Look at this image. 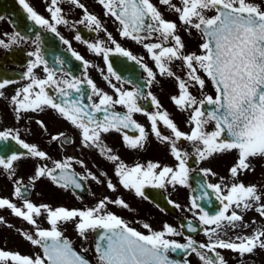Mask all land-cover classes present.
<instances>
[{"label": "snow or ice", "instance_id": "6c2138e0", "mask_svg": "<svg viewBox=\"0 0 264 264\" xmlns=\"http://www.w3.org/2000/svg\"><path fill=\"white\" fill-rule=\"evenodd\" d=\"M70 3L77 8H83L79 0H51L50 6L46 9L51 14L54 24H66L67 21L61 16V3ZM161 5L167 6L168 10L175 12L185 31L191 35V30L200 33L203 43L200 45L202 55L196 53H184L185 45L181 37L177 34V25L174 22L166 21L157 8L150 3V0H98L106 10V15H112L122 25L120 35L140 43L144 39L152 38L156 35L159 43L144 44L145 49L150 54V58L155 62L161 75L175 78L178 81L180 91L179 97H172L173 103L181 111L191 110L188 123L193 125L190 134L181 132L177 126L169 119L167 112H156L147 116L151 122L152 132L162 142L170 145L171 155L178 161L175 169L172 167L161 168L159 164L149 162L147 167L136 164L129 168L124 163L116 164L115 175L119 178L120 184L125 189H134L137 197H143L142 189L146 186L153 188H165L166 185H186L190 169L187 167L188 153L182 152L178 147V142L187 141L193 146V154L197 157V162L208 160L214 154H223L235 150L238 154L236 163L230 168L229 175L235 179L240 172L253 171L250 165V158H264V10L259 5L249 3L248 0H179L180 6L174 5L171 0H159ZM18 3L27 13V18L41 28L55 32L56 29L49 20L44 19L26 2L18 0ZM214 11L215 16L208 17L206 12ZM87 22L94 25L96 29L101 28L100 21L85 10L84 19L81 23ZM145 33V35H140ZM109 40L115 44L111 36ZM26 38L19 32L5 39H0V48L9 49L12 45H17ZM80 40V37H76ZM39 35L36 36L37 51L27 53L35 56L27 66L24 78L31 83L22 89H18L12 97V104L17 114L20 112H36L43 110L44 106L54 109L65 120L69 121L75 128L80 130L82 144L84 147H94L100 149L101 153H108L107 159L118 161L116 155H111V149L106 148L101 141V133L110 130L120 131L121 128H128L130 125L138 129L139 137L133 139L124 136L125 145L129 148H143L146 140V133L143 127L132 120L134 112H141L137 105L138 99H146L139 85L133 91H123L116 89L118 99L113 100L100 92L91 80L87 83L92 89V93L100 97V102L91 106L89 110L81 105L79 98L69 99V93L65 88H57L62 97L59 103L53 101L45 92L46 86L53 84H64L68 89L80 92L79 81H56L53 79L54 71L47 67L46 61L39 51ZM65 44L68 41H63ZM101 42L89 44L88 48L97 55L103 53L105 63H108L110 49L100 46ZM171 43L172 46H164ZM158 50V51H157ZM115 53L135 61L147 73L148 83L151 84L155 77L153 72L141 63V59L133 56L116 44ZM77 60L82 58L75 52L72 53ZM174 61H181L186 70V79H181L171 70L169 65ZM44 64L46 79H38L33 74V70ZM88 66L87 64L85 65ZM108 71L117 80L121 78L113 72L111 65ZM205 77L212 82L215 89V98L205 95L197 100L189 91L194 86H199L201 92L205 88ZM131 83V81H128ZM15 81H0V89ZM34 89H39L34 92ZM3 96V92H0ZM23 97L20 99V97ZM34 98H30L33 97ZM151 96V93H149ZM152 104L160 109L155 97H151ZM91 100V96H89ZM122 105L127 111L121 115L109 111L113 105ZM211 106L206 110L204 106ZM105 113L102 119L96 117V113ZM157 121L171 130L172 137L161 134L157 128ZM37 123H40L37 121ZM214 123L213 131L208 132L206 128ZM41 127L43 125L41 124ZM63 137L65 144L72 141L60 133L53 136L52 140H60ZM174 137V138H173ZM14 141L26 153H17L0 144V168L8 172L9 178L15 175L14 162L19 161L24 156L46 160L47 156L43 151H39L35 145H30L19 138L11 130L0 132V142ZM12 154L8 155L7 152ZM69 162L56 163L54 169H47L37 166L32 182L47 175L54 183L60 187L72 186L80 188L81 185L69 177L65 172ZM55 169L61 170L58 178L53 175ZM156 169H160L156 172ZM204 175H214L209 169L201 170ZM103 175V173L101 174ZM85 177H81L84 179ZM92 179H96L94 176ZM223 180V178H221ZM62 181V183L60 182ZM99 182V181H98ZM14 195L23 199V209L9 202L8 199L0 198V209H11L16 217L22 218L29 225H36V217H41L46 213L47 222L51 226L50 230L39 229L35 231V238L32 234L21 233L23 238L33 246H38L43 256L36 257L23 256L18 253H10L0 250V264H90L84 256L78 254L71 242L63 236L59 230L61 223L76 222V231L84 241H87V234H96L95 252L97 264H178L169 258L170 252L180 251L187 253L189 250L195 253L202 264H225L222 256L216 249H227L239 254L241 261L246 254H253L259 248L264 250V225L253 231L251 236H237L236 241H225L219 239L222 230L231 229L235 231L239 224L243 223V216L239 215L235 209L247 211L256 205L255 211L264 219V204L261 203V195L258 194L256 186H245L242 183H234L228 189L227 195H221V184H207L216 195V199L222 207L214 215L200 209L198 216L204 228V234L209 236L210 242L197 245L190 238H186V243H177L166 237L182 235L180 231L168 224L163 225L162 231H152L148 224L143 227L150 234L144 235L128 226L124 220L111 212L106 211V205L114 203L117 206L127 209L129 206L117 198L114 201L107 197L102 199L94 208L86 210H67L63 207L52 210L48 205L35 206L26 199L27 186H23L20 181L15 182ZM111 191L115 188L111 181L107 183ZM207 193L197 199H204ZM226 201V203H225ZM169 203H172L169 201ZM235 209L229 213L230 208ZM179 207L178 205H175ZM192 208L199 206L192 201ZM195 215V213H194ZM78 218V222H77ZM3 220L0 218V223ZM255 223V221H252ZM245 228L247 224H243ZM189 232L197 229L188 222ZM212 237H217L215 240ZM206 250V251H200ZM82 252H87V248H82ZM206 253H211L207 255ZM183 264H188L185 259Z\"/></svg>", "mask_w": 264, "mask_h": 264}, {"label": "flooded vegetation", "instance_id": "af4514ba", "mask_svg": "<svg viewBox=\"0 0 264 264\" xmlns=\"http://www.w3.org/2000/svg\"><path fill=\"white\" fill-rule=\"evenodd\" d=\"M26 2L44 19L49 20L54 25L56 31L51 32L45 28H41L33 21L27 18V13L24 12L18 0H0V39H5L12 36L14 33L19 32L26 39L19 42L17 45H12L9 49L0 48V81L10 80L15 81L7 85L4 89H0L3 92V96H0V132L11 130L17 134L24 142L35 145L39 151H43L47 159L40 160L39 158H33L24 156L19 161L14 162L15 175L9 178V173L3 168H0V198L8 199L10 203L23 209V199L14 195L15 188L18 186L15 182L20 181V185L23 191V186L31 185V195L26 199L33 203L35 206L48 205L52 210L63 207L67 210H86L94 208L102 199L107 197L104 193H99V182L104 186H107L109 181L113 182L115 178L119 181V178L113 173L104 170V163H109L111 169L114 165V161L107 159L108 153H101L100 149L94 147H84L81 140L80 130L75 128L69 121L65 120L54 109L44 106L43 110L36 112H20L17 114L12 104V97L15 96L18 89H22L27 86L31 81L24 78V73L27 71L28 64L35 59V56H29L27 53L37 51L36 36L39 35V51L46 61L47 67L54 71L53 79L56 81H79L78 87L80 92H76L74 89H68L64 84H53L52 86H46L45 92L50 96L54 102L59 103L62 99L57 88H65L69 93V99L79 98L81 105L86 106L91 110V106L100 102V97L92 93L91 87L87 81L91 80L96 88L113 98L118 99L116 89L123 91H133L137 85H139L144 97L146 99H138L137 105L142 109L141 112H134L132 114V120L136 124L143 127L146 133V140L143 148L132 149L125 145L124 136L130 138H137L140 135L138 129H135L136 134L130 135L129 130L126 133V128H121L120 131L110 130L107 133H101V141L103 145L111 149V155H116L119 160L126 165V162L130 164V160L133 156L137 155V158H142V154H146V145L150 146L152 155L154 158V164L162 163L163 152L160 150L162 142L152 132L151 122L147 116L143 113L147 112L149 115L158 111L167 112L169 119L177 126V128L186 134H190L193 125L188 123L191 115V110L181 111L172 101V97H179L180 91L178 88V81L175 78L161 75L159 69L156 67L155 62L150 58V54L144 47V44L159 43L156 35L153 34L152 38L144 39L140 43L127 37H122L120 31L122 25L112 15H106V10L103 5L98 3V0H79V3L83 5V8H77L70 3H61L58 6L61 8V16L67 21L66 24H54L51 18L50 12L46 9L50 6L51 0H26ZM171 2L180 6L179 0H171ZM250 3L256 4L258 0H249ZM157 10L162 14V18L169 22H174L177 25V34L181 37L185 48V55L189 53H196L202 55L200 45L203 43L200 33L195 30H191V35L185 31V26L181 24L178 19V15L168 10L167 6L161 5L159 0H150ZM261 9H264V4L259 5ZM85 10L88 14L95 16L101 24L100 29H96L94 25H89L86 21L81 23L84 19ZM18 18L15 21H19L20 26L14 25L10 18V14ZM206 16H211L214 11H208ZM13 17V16H12ZM145 35V33L140 34ZM79 36L80 40L76 37ZM111 36L115 44L109 40ZM68 41L65 44L63 41ZM101 42L100 46L110 49L108 63H105L103 53L97 55L95 52L88 48L89 44H96ZM116 44L121 48L130 52L133 56L141 59V63L147 66L153 74L154 81L149 84L147 73L137 64L135 61L128 60L126 57L120 56L115 53ZM164 46H172L171 43ZM158 51V50H157ZM73 52L79 55L82 59L77 60L73 56ZM88 65L87 67L85 65ZM111 65L113 72L116 73L121 79L117 80L108 71V65ZM44 64L39 65L33 70V74L38 79H46L47 73L44 72ZM171 70L176 76L181 79H186V70L183 68L181 61H174L169 65ZM117 69V70H116ZM200 75L205 79V88L203 92L199 89V86H194L189 91L196 97L197 100L203 98V96H215V89L212 82L201 72ZM128 81H131L129 83ZM34 92H38L39 89H34ZM151 93V96H149ZM91 96V100H89ZM151 97H155L156 101L160 105V109H157L152 104ZM23 97L21 96L20 99ZM30 98H34L30 97ZM111 112L118 114H125L127 109L122 105H113ZM105 113L100 112L99 116L103 118ZM39 121L40 123H37ZM41 124L43 127H41ZM157 128L163 136L172 137L171 130L168 129L163 122L157 121ZM214 130V125L209 124L206 131L211 132ZM63 133L65 137L70 139L72 143L65 144L63 137L60 140H52L53 136H59ZM174 138V137H173ZM181 143V144H180ZM8 149L19 153H26L25 149L18 151L19 146L14 141L0 142ZM127 147V152H126ZM178 147L182 152L188 153L187 167L190 169L188 173V180L186 185H166L162 188L163 192L170 198L172 205L174 206L176 213H171L160 207H157L151 201L147 200V205L151 209H155L154 216L159 214V217L165 221V223H174L173 228L181 232L178 227L179 216H184L198 222V216L201 214L199 208H192V182L200 185L204 183L208 184H221V195H227V189L230 187L229 179L232 177H226V160L227 156L232 158L234 155L231 152L223 154H214L208 160L197 162V157L193 154V146L190 142L181 141L178 142ZM235 151V150H234ZM236 152V151H235ZM237 153V152H236ZM8 155L12 152L8 151ZM69 162V166L64 169L65 173L69 177H73L77 181L76 177H85L84 180L87 184V191L85 194H78L74 192L70 187L62 188L58 183H54L47 175L32 182L30 178L34 177L37 166H42L47 169H54L56 163ZM132 162H134L132 160ZM178 161L173 157L170 161V167L176 168ZM202 169H209L214 175H204ZM160 169H156L159 172ZM103 173V175H101ZM96 179H92V177ZM223 178V180L221 179ZM99 181V182H98ZM103 192V190L100 188ZM34 196V198H33ZM44 197L43 200H39V197ZM109 200L114 201L113 198L107 197ZM122 201L126 203V189L123 187ZM178 205L179 207H176ZM134 209H138V215L143 220H153L147 215H141L140 209H144L145 206L138 204L134 205ZM106 211L117 214V217L126 220L127 224H135L140 219L138 217L129 218L126 214V209L123 207H116L114 203L106 205ZM195 213V215H194ZM0 218L3 222L0 223V237H3L0 242H6L9 247H0V250L18 253L23 256L36 257L37 255L43 256L42 250L38 246H33L29 241L25 240L21 233H28L34 236L37 226L39 229L50 230V225L47 222L46 213L41 217H36V225H29L20 217L13 215L11 209H0ZM78 222V218H77ZM76 222L61 223L59 230L63 233V236L68 239L75 251H80L82 254L96 258V252L93 246L92 232L87 234V241L81 239L76 231ZM206 227V226H205ZM204 227V228H205ZM142 230L138 228V230ZM146 234L148 232L142 230ZM182 233V232H181ZM35 238V236H34ZM187 237L183 234L179 236H173L176 241H183ZM191 238L200 241L202 244L207 245L206 236L204 230L197 232L191 236ZM206 242V243H205ZM82 248H87V252H82ZM206 251V250H200ZM216 252L224 258L225 261L228 257L222 249H216ZM211 255V253L209 254ZM186 260L188 264H202L195 253L190 252Z\"/></svg>", "mask_w": 264, "mask_h": 264}, {"label": "rangeland", "instance_id": "374dc122", "mask_svg": "<svg viewBox=\"0 0 264 264\" xmlns=\"http://www.w3.org/2000/svg\"><path fill=\"white\" fill-rule=\"evenodd\" d=\"M146 149V154H142V160L141 161H147L148 163L151 162L153 163V155H152V151L153 149L150 148V146H147L145 147ZM160 150L161 152H163V154L165 156H162V158H166L168 156H171V152H170V147H166V144H162L160 146ZM236 152L234 151H231V154L234 155L236 158V160L234 161L233 158L232 160H229L227 159V165H226V175L227 176H230L229 175V170L230 168L236 163L238 157L237 155H235ZM168 154V156H167ZM169 158V157H168ZM133 161H137V155L133 156L132 159H131V162ZM250 165L251 167L254 169L253 171H245V172H240L237 176V178L235 179H232L230 180V182H232V184L234 183H242L244 184L245 186H256L257 190H258V194L261 195L262 199H261V203L264 204V158H250ZM148 163H145L143 164L144 167L146 168ZM104 170L107 171V172H110V174L112 173V169L109 165V163H104ZM104 187L103 185H101L100 183V188ZM114 188H115V191H111L107 188V190L104 192L105 194L107 195H111V196H114L115 193H121L122 194V189H118V185H114ZM135 200H138L137 198H135V194L133 192L132 189H126V204L127 205H131L132 204V201H135ZM137 203H142L144 204V201H137ZM114 206L118 207L117 205L114 204ZM234 208V205L233 207ZM147 212L140 209V211L142 212L141 215H147L148 217H151L153 220H150V219H147V220H143L139 215H138V210H133L132 214L130 215L129 218H134L135 217H138L140 220H142L144 222V224H148L150 226V228L152 229V231H162L163 230V225L162 224V221H164L162 219V217L159 219L157 217H159V214L155 217L153 215V211L155 210L154 208L151 209L149 206H147L146 208ZM126 214L129 215V212L126 211ZM256 218L257 220L261 221L262 218L259 216L258 213H256ZM147 221V222H146ZM133 224V223H132ZM135 226H137V228H142L144 229L145 231L147 229H145L143 227V225H140V224H133ZM168 225H171L168 223ZM147 232L149 233V231L147 230ZM150 234V233H149ZM3 237H0V240L2 239ZM166 238H172V236L170 237H166ZM207 238L209 239V236H207ZM217 237H212L213 240H215ZM210 241V240H209ZM0 247H9V244L6 243V242H0ZM259 250V249H258ZM224 252H225V249H224ZM239 254L237 253H233L232 252V257L231 259L234 260L233 264H244L241 259L239 258L238 256ZM249 261H252V260H249ZM248 261V262H249ZM250 264H264V250H259L258 252V258L256 261H253V262H249ZM7 264H10V262H7ZM232 264V263H230Z\"/></svg>", "mask_w": 264, "mask_h": 264}, {"label": "water", "instance_id": "95a60500", "mask_svg": "<svg viewBox=\"0 0 264 264\" xmlns=\"http://www.w3.org/2000/svg\"><path fill=\"white\" fill-rule=\"evenodd\" d=\"M204 108L206 110H210L211 109V106H207L205 105ZM142 192L148 196L150 199H152L154 202H156L157 204H159L160 206L162 207H167V205L165 204V199L163 196H161L160 194L158 195L157 193L155 194L154 191L152 190H149V188L147 187H144L142 189ZM202 205L204 206V210L206 212H208L209 214L211 213V208H212V203L210 202H206V203H202ZM184 228H185V232L187 234H190V232L188 231L187 229V225L186 224H183ZM186 243V242H185ZM181 244H184V243H181ZM197 244V243H196ZM198 245V244H197ZM186 253H182L180 252L179 250L176 251V252H170L168 255H169V258L175 262H178V264H182V262H184L183 260V256L185 255Z\"/></svg>", "mask_w": 264, "mask_h": 264}]
</instances>
